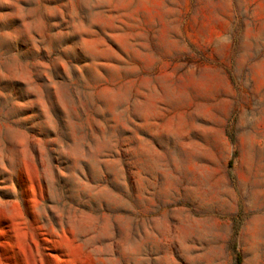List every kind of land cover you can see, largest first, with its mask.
Here are the masks:
<instances>
[{"label":"rangeland","instance_id":"374dc122","mask_svg":"<svg viewBox=\"0 0 264 264\" xmlns=\"http://www.w3.org/2000/svg\"><path fill=\"white\" fill-rule=\"evenodd\" d=\"M264 264V0H0V264Z\"/></svg>","mask_w":264,"mask_h":264},{"label":"trees","instance_id":"16d2710c","mask_svg":"<svg viewBox=\"0 0 264 264\" xmlns=\"http://www.w3.org/2000/svg\"><path fill=\"white\" fill-rule=\"evenodd\" d=\"M237 264H240V259L239 258L237 259Z\"/></svg>","mask_w":264,"mask_h":264}]
</instances>
